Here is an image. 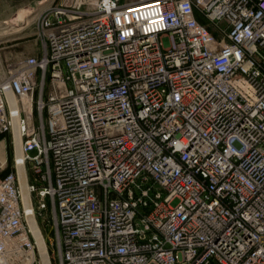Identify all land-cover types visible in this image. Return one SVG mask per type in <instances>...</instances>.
I'll return each instance as SVG.
<instances>
[{"label":"built area","instance_id":"obj_1","mask_svg":"<svg viewBox=\"0 0 264 264\" xmlns=\"http://www.w3.org/2000/svg\"><path fill=\"white\" fill-rule=\"evenodd\" d=\"M33 24L0 70L21 154L0 264H264V0H63Z\"/></svg>","mask_w":264,"mask_h":264},{"label":"rangeland","instance_id":"obj_2","mask_svg":"<svg viewBox=\"0 0 264 264\" xmlns=\"http://www.w3.org/2000/svg\"><path fill=\"white\" fill-rule=\"evenodd\" d=\"M62 1L0 0V70L7 63L36 53L33 21L45 8L60 5ZM13 137L12 134L0 135L4 146L0 151L3 174L15 170L18 149Z\"/></svg>","mask_w":264,"mask_h":264},{"label":"bare ground","instance_id":"obj_3","mask_svg":"<svg viewBox=\"0 0 264 264\" xmlns=\"http://www.w3.org/2000/svg\"><path fill=\"white\" fill-rule=\"evenodd\" d=\"M148 2H145V3H140L136 6H141L143 7V5L147 4ZM15 145H16V148L18 149L19 145H20V139H19V136L17 133H15ZM3 144L0 143V151L3 149ZM17 159L21 160V154L18 150V153H17ZM19 172H20V178H21V184L22 186L24 187V182H25V177H24V172H23V169L22 167L19 166ZM38 243L41 247V249L43 250V245H42V242H41V239L38 238Z\"/></svg>","mask_w":264,"mask_h":264},{"label":"crops","instance_id":"obj_4","mask_svg":"<svg viewBox=\"0 0 264 264\" xmlns=\"http://www.w3.org/2000/svg\"><path fill=\"white\" fill-rule=\"evenodd\" d=\"M198 17H199V20H200L201 23L205 22L203 18H201L200 16H198Z\"/></svg>","mask_w":264,"mask_h":264},{"label":"water","instance_id":"obj_5","mask_svg":"<svg viewBox=\"0 0 264 264\" xmlns=\"http://www.w3.org/2000/svg\"><path fill=\"white\" fill-rule=\"evenodd\" d=\"M24 184H25V182H24ZM23 187V186H22ZM24 188V187H23Z\"/></svg>","mask_w":264,"mask_h":264}]
</instances>
